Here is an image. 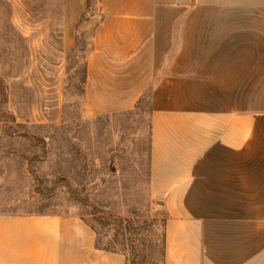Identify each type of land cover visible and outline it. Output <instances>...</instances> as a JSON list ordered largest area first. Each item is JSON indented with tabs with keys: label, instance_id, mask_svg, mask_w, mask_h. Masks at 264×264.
<instances>
[{
	"label": "crops",
	"instance_id": "0c3cea01",
	"mask_svg": "<svg viewBox=\"0 0 264 264\" xmlns=\"http://www.w3.org/2000/svg\"><path fill=\"white\" fill-rule=\"evenodd\" d=\"M65 0V45L87 11ZM87 118L150 94L148 188L163 264H264V0H98ZM0 264H127L78 216L0 215Z\"/></svg>",
	"mask_w": 264,
	"mask_h": 264
},
{
	"label": "rangeland",
	"instance_id": "374dc122",
	"mask_svg": "<svg viewBox=\"0 0 264 264\" xmlns=\"http://www.w3.org/2000/svg\"><path fill=\"white\" fill-rule=\"evenodd\" d=\"M98 0H89L90 15ZM69 19V18H68ZM65 0H0V215L78 216L127 264H162L165 211L148 188L149 100L87 118L81 18Z\"/></svg>",
	"mask_w": 264,
	"mask_h": 264
},
{
	"label": "trees",
	"instance_id": "16d2710c",
	"mask_svg": "<svg viewBox=\"0 0 264 264\" xmlns=\"http://www.w3.org/2000/svg\"><path fill=\"white\" fill-rule=\"evenodd\" d=\"M87 7H89V0H87ZM145 98H148V100L150 101V94L145 95V97L143 99H145ZM98 248H100V247H98ZM100 249L105 250V251H108V252H118L117 250H114L113 248H109V249L108 248L107 249L100 248ZM163 258H164V232H163L162 264H163ZM131 264H133V263H131Z\"/></svg>",
	"mask_w": 264,
	"mask_h": 264
},
{
	"label": "water",
	"instance_id": "95a60500",
	"mask_svg": "<svg viewBox=\"0 0 264 264\" xmlns=\"http://www.w3.org/2000/svg\"><path fill=\"white\" fill-rule=\"evenodd\" d=\"M88 15H84V17L83 18H86Z\"/></svg>",
	"mask_w": 264,
	"mask_h": 264
}]
</instances>
